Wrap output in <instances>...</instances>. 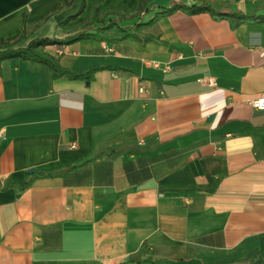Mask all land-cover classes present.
Returning <instances> with one entry per match:
<instances>
[{"label":"crops","instance_id":"obj_1","mask_svg":"<svg viewBox=\"0 0 264 264\" xmlns=\"http://www.w3.org/2000/svg\"><path fill=\"white\" fill-rule=\"evenodd\" d=\"M138 1L0 0V39L24 20L19 46L53 38L59 68L96 69L0 65V264H264V110L250 106L264 21L177 9L145 29L153 40L65 42L96 5ZM176 2L264 14V0H152L140 20Z\"/></svg>","mask_w":264,"mask_h":264},{"label":"trees","instance_id":"obj_2","mask_svg":"<svg viewBox=\"0 0 264 264\" xmlns=\"http://www.w3.org/2000/svg\"><path fill=\"white\" fill-rule=\"evenodd\" d=\"M151 1L152 0H139L137 7L132 11H128L125 5H121L116 10L109 12L102 17L98 16L99 5H96L92 11V15L89 21L82 24L77 34L69 40H66L65 42L87 38L104 40L105 37L103 35L105 34L116 36L119 39H131L139 42L153 40V37L151 35L145 33V29L151 26L158 18L166 16L177 9H184L190 13L198 12L200 10H206L212 12L215 18L223 17L228 19L232 26L240 22L255 23L264 21V14L243 15L240 13H220L214 12L210 5L205 3L199 4L197 6L186 7L176 2L170 6L160 7V9L156 11L150 19L142 22L140 19L142 15L148 11L147 5ZM82 8L83 3L81 4L79 11H81ZM112 15L115 17L110 18V16ZM135 18H137L138 21L132 23V25H123L124 22L131 21ZM95 23H98V25L93 29V25ZM27 35L28 33L26 31L25 21L23 20L21 31L18 34L6 39H0V65L3 61L11 58H20L22 60L41 62L47 64L50 68H52L58 76H65L71 79H90L93 72L96 70L94 68L87 70L85 73H72L70 71L59 68L56 63L48 59L45 49L48 46L59 44L60 42L53 38L47 37L32 38L25 46H19V43L22 40L27 39ZM99 155L100 154L88 157L80 164L73 165L67 168L66 171L73 170L82 164L88 163L97 158V156ZM9 185L11 186L13 185V183L8 182L7 186ZM26 185L27 183L24 186ZM22 188L18 189L21 190Z\"/></svg>","mask_w":264,"mask_h":264},{"label":"built area","instance_id":"obj_3","mask_svg":"<svg viewBox=\"0 0 264 264\" xmlns=\"http://www.w3.org/2000/svg\"><path fill=\"white\" fill-rule=\"evenodd\" d=\"M106 51L111 52L112 49L111 48H106ZM166 68H168V67H166ZM207 82L209 84H213V80L210 79V78L207 79ZM140 91H142V89H140ZM250 106L252 108H254V109H257V110H264V96L251 100L250 101ZM71 147H73V145Z\"/></svg>","mask_w":264,"mask_h":264},{"label":"water","instance_id":"obj_4","mask_svg":"<svg viewBox=\"0 0 264 264\" xmlns=\"http://www.w3.org/2000/svg\"><path fill=\"white\" fill-rule=\"evenodd\" d=\"M32 171H33V170H32V169H30V170H28V171H27V173H31Z\"/></svg>","mask_w":264,"mask_h":264}]
</instances>
